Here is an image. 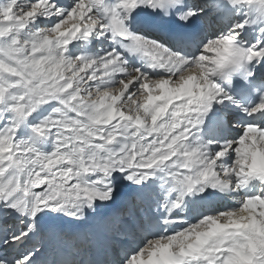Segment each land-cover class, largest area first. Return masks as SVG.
<instances>
[{
  "label": "snow or ice",
  "instance_id": "snow-or-ice-1",
  "mask_svg": "<svg viewBox=\"0 0 264 264\" xmlns=\"http://www.w3.org/2000/svg\"><path fill=\"white\" fill-rule=\"evenodd\" d=\"M0 264H264V0H0Z\"/></svg>",
  "mask_w": 264,
  "mask_h": 264
}]
</instances>
